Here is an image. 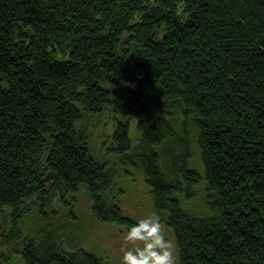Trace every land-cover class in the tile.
I'll return each instance as SVG.
<instances>
[{
    "label": "trees",
    "instance_id": "trees-1",
    "mask_svg": "<svg viewBox=\"0 0 264 264\" xmlns=\"http://www.w3.org/2000/svg\"><path fill=\"white\" fill-rule=\"evenodd\" d=\"M105 109L126 119L110 150L143 169L179 264H264V0H0V264L13 241L22 264H109L63 252L68 228L51 207L84 185L96 220L137 222L79 127ZM201 181L208 216L175 197ZM25 203L39 212L25 217Z\"/></svg>",
    "mask_w": 264,
    "mask_h": 264
},
{
    "label": "rangeland",
    "instance_id": "rangeland-1",
    "mask_svg": "<svg viewBox=\"0 0 264 264\" xmlns=\"http://www.w3.org/2000/svg\"><path fill=\"white\" fill-rule=\"evenodd\" d=\"M182 8L183 5H179L180 11ZM172 110L173 126L177 133H180L183 117L178 109L173 108ZM155 111L165 114V109L159 106L156 107ZM125 120L123 117L113 116L105 109L98 115L85 114L79 127L88 137L91 153L97 159L104 160L111 168L114 187L110 190L109 197L119 204L126 216L138 222L139 219L153 213L157 214V212L154 207L153 195L145 182L143 169L121 163L118 157L110 150L111 136L115 126L118 122ZM186 129L188 131L191 153L190 164L196 171L203 174L200 151L197 146L196 129L191 118L186 121ZM170 145L173 147L174 152L179 151L176 143H171ZM193 191V197L190 199L185 198L181 194H176L175 197L186 213L208 216L205 182H199L193 188ZM51 207L52 212L57 215L54 218L56 222H61L68 228L67 237L60 243V249L63 252H69L74 248L80 247L87 252L102 257L109 264H122V248L133 246V242L125 240L128 230L123 225L113 222H100L94 218L91 212L90 198L84 185L79 186L77 193L74 195V200H72V205H64L57 198H52ZM38 208L34 203L27 205L25 203V217L26 215L29 216V214L39 212ZM30 209L33 210L29 211ZM70 213H73V216ZM162 221L161 219L164 232L166 233L165 239L170 240L175 246L176 264H179L174 233ZM20 248V243L16 241L5 247L9 264H22L18 254Z\"/></svg>",
    "mask_w": 264,
    "mask_h": 264
},
{
    "label": "clouds",
    "instance_id": "clouds-1",
    "mask_svg": "<svg viewBox=\"0 0 264 264\" xmlns=\"http://www.w3.org/2000/svg\"><path fill=\"white\" fill-rule=\"evenodd\" d=\"M165 235L159 215L139 219L125 235L133 246L122 248V264H176L175 246Z\"/></svg>",
    "mask_w": 264,
    "mask_h": 264
}]
</instances>
